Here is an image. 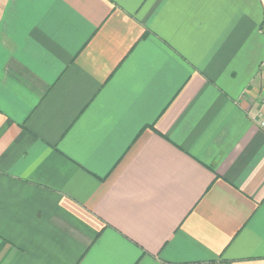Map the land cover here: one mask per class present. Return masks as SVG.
I'll list each match as a JSON object with an SVG mask.
<instances>
[{"label":"crops","instance_id":"1","mask_svg":"<svg viewBox=\"0 0 264 264\" xmlns=\"http://www.w3.org/2000/svg\"><path fill=\"white\" fill-rule=\"evenodd\" d=\"M263 26L264 0H0V264H264Z\"/></svg>","mask_w":264,"mask_h":264},{"label":"built area","instance_id":"2","mask_svg":"<svg viewBox=\"0 0 264 264\" xmlns=\"http://www.w3.org/2000/svg\"><path fill=\"white\" fill-rule=\"evenodd\" d=\"M258 122L260 127L264 130V111L258 114Z\"/></svg>","mask_w":264,"mask_h":264},{"label":"rangeland","instance_id":"3","mask_svg":"<svg viewBox=\"0 0 264 264\" xmlns=\"http://www.w3.org/2000/svg\"><path fill=\"white\" fill-rule=\"evenodd\" d=\"M261 31H264V26L262 27V30Z\"/></svg>","mask_w":264,"mask_h":264},{"label":"trees","instance_id":"4","mask_svg":"<svg viewBox=\"0 0 264 264\" xmlns=\"http://www.w3.org/2000/svg\"><path fill=\"white\" fill-rule=\"evenodd\" d=\"M152 127H154V124H151Z\"/></svg>","mask_w":264,"mask_h":264}]
</instances>
